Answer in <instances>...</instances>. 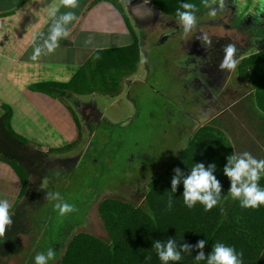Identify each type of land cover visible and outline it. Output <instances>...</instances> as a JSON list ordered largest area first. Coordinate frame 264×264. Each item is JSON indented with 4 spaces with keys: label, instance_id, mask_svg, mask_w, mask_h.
<instances>
[{
    "label": "trees",
    "instance_id": "1",
    "mask_svg": "<svg viewBox=\"0 0 264 264\" xmlns=\"http://www.w3.org/2000/svg\"><path fill=\"white\" fill-rule=\"evenodd\" d=\"M100 1L102 0H93L95 3ZM152 1L165 12L172 13L175 19H180L179 9L182 8L181 10L184 11L183 4L196 5L194 0ZM123 50H130L129 45L109 51L108 59L116 63V58L121 56ZM115 55L116 58H114ZM99 73L105 77L103 84L107 86H99V81L89 83L83 70L76 72L68 81L54 80V82L40 83L38 86L42 92L52 97L72 98L74 95H86L92 91L106 95L107 93L119 95L126 90L125 87L129 85L130 88L134 84L131 80H124L130 74L129 67L109 70L102 64ZM236 73L239 79L247 80L249 86H244L246 93L243 94V99L233 105V107L238 105L237 109H230L225 113L228 114L232 123L235 119L239 123L245 122L249 130L248 135L250 134L251 137L255 131L260 132L258 133L262 141L260 146L264 145L262 140L264 137V48L241 57L236 64ZM120 83H124L123 89ZM242 109L246 112L244 116L241 113ZM191 113L194 117L196 116L193 110ZM225 113L222 118L210 119L205 125H198L194 121L195 127L185 139L184 148L177 160L165 172L151 174L150 181L140 193V201L124 202L110 199L103 205V209L107 211L105 221L109 224L110 238L105 240L86 232L71 237L69 236L71 230H69L67 233L64 232L60 239L49 240L47 236L51 230L46 229L43 236L35 241L33 245L35 247L31 250L36 249L38 252L36 255H44L45 264H209V257L213 254L214 247L217 244H223L231 246L234 252L240 254L238 258L241 264H264V204L256 207L242 204L243 195L232 194L230 191L232 180L224 172V168L230 165L229 158H246L244 154L247 153L252 159L260 161L264 160V151L262 150L260 156L258 153L255 154L256 150L252 147L258 149L259 141L254 140V137L253 139L249 137V141L245 142L243 148L236 149L229 138L230 135L235 136V132L230 126L220 122L226 119ZM10 116V111L6 109L3 112L0 111V157L21 174L25 182L23 192H27L22 203L8 213L10 223L5 225L4 233L0 235V264H3L5 259L8 260L26 251L27 247L22 236L31 234L36 222L39 221L41 226L45 227L46 214L39 212L38 220L33 222L30 217H33L32 212L35 213L48 201V190L45 187L47 184L44 183V178L45 171L51 162L49 152L34 149L24 136L12 131L7 123ZM231 116L237 118L233 119ZM76 120L79 130L80 123L78 119ZM98 128L100 130L101 124ZM94 144L91 140L87 143L85 141L87 147L91 148ZM238 145H240L239 142L236 143V146ZM196 163H202L205 170L210 165H214L211 174L219 184L218 192L213 190V198L216 201L219 197L222 201L208 210H205L203 203L199 200L194 201L189 207L183 198V180L190 174L192 166ZM140 169L144 174L149 171L142 166ZM176 169H179V172ZM257 172L259 174L257 186L264 188V169H257ZM29 178L31 182L28 184ZM173 178L177 180L175 191L172 190ZM246 180L247 177L242 176L236 183V187L239 188ZM127 183H121L120 186ZM134 193H139V189ZM88 205L89 202L87 207ZM68 208L70 211L73 209L70 205ZM47 215L49 219V211ZM59 228L62 227H53L52 231ZM66 239L67 242L61 243ZM169 241L175 251L180 254L177 260H163L159 256V252L164 250ZM199 241H204L202 246H197ZM157 243L160 245L159 249L156 247ZM58 246L59 248L56 249ZM49 250L53 253L51 257L48 256ZM201 253L202 258L197 259Z\"/></svg>",
    "mask_w": 264,
    "mask_h": 264
},
{
    "label": "rangeland",
    "instance_id": "2",
    "mask_svg": "<svg viewBox=\"0 0 264 264\" xmlns=\"http://www.w3.org/2000/svg\"><path fill=\"white\" fill-rule=\"evenodd\" d=\"M111 1L117 5L118 8L116 9L120 15L124 16L125 12L122 7L125 8V4H120L124 0H120V2L118 0ZM148 1L152 3L151 0ZM194 1L201 10H204V13H206L207 9L211 10V13L215 12L214 9H210V5H208L209 0ZM247 2L249 1L241 0L238 3V7H242ZM206 6H209V8ZM226 13L229 14L230 10ZM205 15L203 18L200 14L195 13L194 19L199 22V25L194 28L193 25L190 26L192 29L189 32L198 40L208 38L212 34L219 36L226 34L228 38L234 40L235 44L240 43L242 46L251 47L255 44L253 41H248L250 38L256 35L260 36V38L264 37L258 31L259 27L250 29L251 24L243 26L233 24L229 20L228 15H224L222 19L229 26L214 25V27H211V24L208 25L207 23L214 19L217 20L219 14L215 18H210L212 15L208 11ZM206 17L208 19L204 20ZM171 18L174 19L173 16ZM178 23L177 20H171L169 28H174ZM128 25L131 28L129 20ZM133 35L135 38L133 42L135 43V48L121 51V56L118 58V67H122L123 69L129 67L130 74L124 80L133 79L143 82L134 83L129 89L122 91L119 95L110 96L94 92L81 96L88 100L94 97L99 109L103 113L104 120L101 123V128L100 130L98 128L94 136L89 135L90 128L86 130L85 124L82 123L80 112L73 107L72 103L65 97L59 98L62 106L67 107L69 105L72 114L76 119H79L80 125L82 124L81 132L83 134L81 140L70 143L67 141V143L56 141L55 144L54 142L50 144L51 146L59 147V149L55 148V151L59 155L71 157L69 158L71 159V163L67 164L62 160L50 162L48 166L49 173L47 171L46 175L50 176V179L53 178V180L46 183L47 185L45 186L48 190V201L35 213L32 212L33 217H30V220L33 222L38 220L39 212L46 214V225L44 227L41 226L39 221L36 222L33 232L27 234L28 236H23V242L27 247L26 251L5 260L3 264H36L34 257L38 252H36V249H31L35 247H33L35 241L43 236L46 229L51 230L47 236L50 238L49 240L60 239L64 235V232L67 233L69 230H71L69 233L71 237L86 232L107 240L111 237V233L108 230L109 224L105 221L107 211L103 209V205L107 204L110 199L122 200L124 202L140 201V193H142L150 181L151 174L165 172L177 160L178 155L184 148L185 139L195 127V122L198 125H205L209 123L210 119H214L215 117L220 119L230 109H237L238 105L234 107L233 105L239 101V98L237 99L231 93L228 94L226 86L229 87V84L237 86L241 92L244 86L249 85L246 82L247 80L239 79L235 71L236 68L230 69L231 71L228 73L230 76L226 74L228 76L227 80L225 79L224 81L223 87L219 86L216 89L215 87L205 88L204 92L199 91V89L196 90L192 86L188 89L186 87L188 84L184 77L186 76L187 69L191 68L192 62L188 64L184 63L188 58L185 54H182L184 51L181 52V47L175 39L169 40L166 43L162 42L161 44L152 40L154 46H150V52L147 49V54L156 52L157 56L155 57L158 59L159 57L162 58L159 61V65H157L159 68L154 69V67L149 68L141 65L144 55L143 50L140 48V36L136 30ZM258 50L250 48L245 54L258 52ZM69 52L66 48L67 55L65 53L59 54L58 59L66 58L65 63L73 65L75 60H72L68 56ZM199 55L202 57L199 58V62L206 61L213 63L212 71L216 69V66H219L220 69L227 68L221 67L223 60L218 61L213 52ZM114 58H116V55ZM177 58H180L178 67L182 68V71L176 76L170 66L172 65V61H175ZM97 60L102 62L103 57L101 55L97 56ZM53 67L56 68L53 75L56 78L55 80H66L67 76L71 74L67 67L57 66L56 62L53 64ZM58 70L59 73H57ZM222 90L225 92L222 93ZM194 101L196 103H192ZM24 105L25 103H21L20 107ZM22 109L25 110V106ZM192 110L195 112V117L191 113ZM241 113L244 116L246 112L242 109ZM39 115L44 118L41 111ZM236 116L240 117L238 114ZM225 117L226 119L224 118L220 122L223 125L230 126L231 130L235 132V136L230 135L229 138L236 149L237 147L239 149L240 147L243 148L245 142L249 141V137L250 139L254 137V140L259 141L258 143L253 141L257 143L258 149L252 148L256 150L255 154L258 153L260 156L264 151V145L260 146L262 143L260 141L261 136L258 135L260 132L257 133L255 131L252 134L253 137H251L250 134L248 135L249 130L245 126V122L239 123L235 121L237 117L231 116L235 119L234 123H232L227 113H225ZM45 119H47L46 116ZM28 122L31 123L30 120ZM28 122L23 119L17 120L18 130L21 133H25L23 136L28 137V140L46 142L47 139L54 137L52 133L49 135L50 128L48 126H31L30 131L27 127L30 126ZM98 125H96V128ZM90 140L95 143L91 148L85 145V141L87 143ZM262 140L264 141V137ZM238 142L240 145L236 146ZM160 158L161 160L159 161ZM90 162L93 163L89 164ZM141 166L149 170L147 174L142 173ZM60 170H62L61 173ZM18 174L20 173L18 172ZM141 174H143L142 177H140ZM126 182L128 183L120 186L121 183ZM137 189H139V193L135 194L134 192ZM209 192L213 196L214 191L209 189ZM221 201V198L218 197L213 206L218 205V202L220 203ZM87 202H89L88 207ZM199 202L202 203L201 201ZM62 204L70 205L73 209L70 211L68 208L64 212H61L59 205ZM54 206L56 207L55 209ZM47 211L50 213L49 219ZM39 226L41 227L39 228ZM56 226L62 228L52 231L53 227L55 228ZM67 239L61 243L67 242L69 240Z\"/></svg>",
    "mask_w": 264,
    "mask_h": 264
},
{
    "label": "crops",
    "instance_id": "3",
    "mask_svg": "<svg viewBox=\"0 0 264 264\" xmlns=\"http://www.w3.org/2000/svg\"><path fill=\"white\" fill-rule=\"evenodd\" d=\"M212 1H209L208 5H211ZM247 1L251 2V5L257 3V0ZM123 3H125V0L120 2L121 5ZM52 6H56L55 11L49 15L48 11ZM206 7L209 8V6ZM116 8H118L117 5L111 0H102L96 3L93 0H73L70 5H65L63 0H0V111L3 112L6 109L11 112L9 122L7 120L8 126L21 136L25 133L18 130L17 120L19 121V119L27 122L28 120L31 121V123L28 122L30 126H27L30 131L31 126H48L50 128L49 135L52 133L54 137L47 139L46 142H41V140L34 142L32 139L28 140V137H24L34 149L49 152L51 161L61 160L65 157L52 150L58 148L54 145L51 146L52 142L55 144L56 141L61 143L79 141L83 134L81 132L82 124L80 129H77L76 124L78 123L71 112V107L69 105L67 107L62 106L59 98L52 97L39 89L38 85L40 83L54 82L56 79L53 76L56 69L53 67L55 62L57 66L67 67L71 73L66 80L59 79L60 81H68L76 72L83 70L89 83L99 81V86L105 87L107 86V84H103L105 77L99 73L100 65L104 64L109 70L116 69L119 59L116 58L117 62L114 63V61L108 59V52L128 45L130 48H135L133 33L136 30L140 36V48L143 50L144 55L141 65L149 68L154 67V69L159 68L157 65H159L162 58L159 56V59L156 58V52L147 54V49L150 52V46H154L153 41L157 40V35L152 39L149 35L146 38L147 41L144 40L143 42L140 28L132 25L131 20L133 18L128 10L122 7L125 14L121 16ZM181 9L179 11L182 12ZM161 10L165 13L163 9ZM184 11L200 14L203 18L208 11L212 15L211 10L207 9L204 13V10L196 5L194 8L184 9ZM67 14H70L71 18L65 21L62 17ZM167 14H170V18L173 16L171 13ZM214 17L212 15L210 18ZM207 19L206 17L204 20ZM128 20L131 28H129ZM207 24H211V27H214V25L220 26L218 24L213 25L210 22ZM56 29L59 30V34L53 40L52 37ZM187 36L198 40L190 32H187ZM254 44L251 47L246 46V50L264 48L258 41ZM66 48L70 51L68 56L75 60L73 65L65 63L66 58L58 59L59 54L65 53L67 55ZM100 55L103 57L102 62L97 60V56ZM179 59L172 61L170 66L176 76L182 71V68L178 67ZM73 71L74 73H72ZM57 73H59V70ZM131 81L137 82L133 79ZM124 83H120V85L123 86ZM125 88L129 89V85ZM92 93L94 91L90 94ZM107 95L109 94L107 93ZM81 96L74 95L72 98H67V100L80 112L86 130L90 128L89 135L94 136L104 120L103 113L94 97L88 100ZM21 103H25V110L22 109L24 106L20 107ZM69 108L70 110H68ZM40 111L43 113L44 118L39 115ZM91 111L93 115H96L95 118L90 115L93 119H86L84 114H90ZM45 116L47 119H45ZM193 120L195 121L194 118ZM97 124L99 125L96 128ZM93 125L95 126L93 127ZM67 157L69 158V156ZM48 170L49 167H47L45 175ZM44 179V183L53 180L48 175ZM30 182L31 178H29L28 184ZM24 187L25 182L21 174H18L14 166L0 157V202L7 203L8 213L14 211L22 203L27 192H23Z\"/></svg>",
    "mask_w": 264,
    "mask_h": 264
},
{
    "label": "flooded vegetation",
    "instance_id": "4",
    "mask_svg": "<svg viewBox=\"0 0 264 264\" xmlns=\"http://www.w3.org/2000/svg\"><path fill=\"white\" fill-rule=\"evenodd\" d=\"M241 0H213L210 5V9H214V16L216 17L219 14V18L216 20L210 21V23L222 25V26H229L222 18L225 15L229 16V20L232 21L233 24L243 26L251 24L249 27L250 29L256 27L260 33L264 36V11L259 12L260 19L258 20L253 12L255 11L256 5H251L245 3L242 7H238V3ZM125 9L128 10L130 15L132 16L133 20H131L132 25L136 28H140L141 38L144 42L147 41L146 38L150 35L151 39L157 35V42H169V40L177 41L179 46L181 47V52L184 51L182 54L188 58L184 62L188 64L192 62L191 68H188L186 71V87L188 89L191 88H199V91H203L204 89H209L212 87L218 88L223 87L224 81L229 75L228 73L232 70L220 69L219 66H216L215 70H213V63L202 61L199 62V58H202L201 55H206L207 53L210 54L213 52L215 54V58L220 61L224 60L226 56L225 48L232 44L234 45V52L232 59L239 60L243 54L246 53L245 46H242L240 43L235 44L234 40L228 38L225 35L219 36L217 34H212L208 38H202L199 40H195L191 36H187V32H189L192 28L190 26L185 29V26L182 20H177L179 23L173 28H169L171 24L170 14L164 13L160 8L157 6L153 1L149 3V1L145 2L144 0H125ZM247 4V5H246ZM252 7V9L250 8ZM230 10V13H226ZM194 15V14H193ZM214 17V18H215ZM199 22L195 19L193 21V28L197 27ZM164 29V30H163ZM199 31V30H198ZM176 32V33H175ZM178 34V36H176ZM185 39V40H184ZM248 41H253L254 43L258 41L260 45L264 46V37L260 38V36H255L250 38ZM178 55V54H177ZM236 68V67H235ZM226 70V71H225ZM236 71V69H235ZM234 73V70H233ZM228 74V75H226ZM230 76V75H229ZM188 77V78H187ZM229 79V78H228ZM231 79V78H230ZM227 80V79H226ZM190 83V84H189ZM228 94L231 93L233 96H236L239 100L243 99L246 93L245 88L240 92L237 86H232L229 84V87L226 86ZM187 90V89H186ZM197 90V89H196ZM225 91L222 90V93ZM241 93V95H240ZM240 96V97H239ZM193 103V102H192ZM82 112V111H81ZM95 112V111H94ZM83 113V112H82ZM90 115L95 118L96 115H93L92 111L90 114L85 113L84 117L86 119H93ZM71 158V157H69ZM68 157H64L61 160L65 163H71V159Z\"/></svg>",
    "mask_w": 264,
    "mask_h": 264
},
{
    "label": "clouds",
    "instance_id": "5",
    "mask_svg": "<svg viewBox=\"0 0 264 264\" xmlns=\"http://www.w3.org/2000/svg\"><path fill=\"white\" fill-rule=\"evenodd\" d=\"M65 5H70L73 3V0H63ZM56 6L48 11V14L51 15L55 11ZM184 9H192L195 5L190 3H185L182 5ZM264 11V0H257L255 11L253 15L259 20V12ZM214 15V13H211ZM180 19L182 20L185 29L193 24L194 15L191 11L179 12ZM71 18L70 14L64 15L62 19L65 21ZM59 34V30H54L53 40L55 36ZM235 48L234 45L229 44L225 48L226 56L222 61L221 67H227L228 69H234L236 67L237 61L232 59L233 52ZM246 158H229V164L231 166H226L224 172L231 178L232 186L230 191L233 195H243L244 199L242 204L251 205L256 207L257 205L264 204V188L257 186V179H259V174L257 169H264V160L257 161L248 156L247 153L244 154ZM214 165H210L207 170H205L202 163H196L192 166L190 174L183 180L184 192L183 198L189 207L192 206L194 201H201L204 204L205 210L211 208L215 203V199L212 194L209 192V188L218 192L219 184L216 178L211 174V170ZM179 172V169H176ZM247 177V180L240 185L239 188L236 187V183L240 181L241 177ZM173 185V191H175V185L177 183L176 178H173L171 181ZM68 205L62 204L59 205L60 211L64 212L68 209ZM8 216V205L6 202H0V235L4 233L5 225L9 224ZM204 241H199L197 246H202ZM157 249L160 248V245L157 243ZM53 253L49 250L48 256L51 257ZM202 253L197 257V259L202 258ZM240 254L234 252L231 246H224L223 244H217L214 247L213 254L209 257V264H241V260L238 258ZM159 256L163 260H177L180 258V254L175 251L172 247L171 241L165 246L163 251L159 252ZM36 264H45L44 255L35 256Z\"/></svg>",
    "mask_w": 264,
    "mask_h": 264
}]
</instances>
